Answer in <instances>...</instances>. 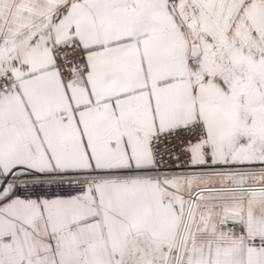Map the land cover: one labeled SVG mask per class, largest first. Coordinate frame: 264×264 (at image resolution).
Here are the masks:
<instances>
[{
  "label": "snow or ice",
  "instance_id": "obj_1",
  "mask_svg": "<svg viewBox=\"0 0 264 264\" xmlns=\"http://www.w3.org/2000/svg\"><path fill=\"white\" fill-rule=\"evenodd\" d=\"M0 264H264V0H0Z\"/></svg>",
  "mask_w": 264,
  "mask_h": 264
}]
</instances>
